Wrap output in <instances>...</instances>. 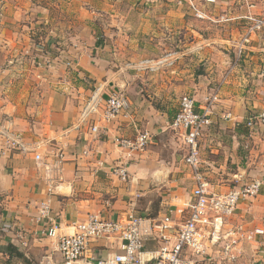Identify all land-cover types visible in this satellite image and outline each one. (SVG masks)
I'll return each instance as SVG.
<instances>
[{
    "label": "crops",
    "instance_id": "obj_1",
    "mask_svg": "<svg viewBox=\"0 0 264 264\" xmlns=\"http://www.w3.org/2000/svg\"><path fill=\"white\" fill-rule=\"evenodd\" d=\"M149 1L141 13H135L140 9L130 3L127 12L138 17L132 22L120 18L112 4L106 10L110 14L104 38L86 40L81 32L59 39L54 34L36 37L40 23H50L51 34L57 20L35 15L32 19L29 7L2 0L0 264L61 261L53 239L42 232L47 224L36 221L38 204L46 198H50L59 233L72 232L73 223L89 212L113 220L130 211L151 218L168 215L175 223L185 220L183 203L193 181L184 165L183 143L170 126L185 93L194 97L197 109L214 98L211 123L198 142L201 170L210 190L222 193L254 178L263 180L258 194L241 201L227 222L230 227L263 231L241 243L240 258L233 264H264V124L256 121L252 128L246 126L249 116L264 106V29L251 34L240 53L237 49L249 24L247 17H264V0H216L215 4L207 2L206 8L195 5V0H188L190 6L181 0ZM192 6L205 13L201 15L206 19H199ZM33 26L34 42L25 29ZM139 26L141 37H137L140 29L135 31ZM216 26L224 32L216 35ZM138 51L145 55L162 51L174 59L173 75L159 84L158 91L152 92V83H146L158 97L157 104L142 93L140 73L133 69L138 56L142 57ZM203 60L205 71L184 78V64L194 69ZM94 91L102 99L113 92L123 93L129 108L108 122L100 115L82 121V107ZM91 124L96 126L95 133L89 129ZM143 131L150 134V140L142 150L118 142L132 141ZM7 133L38 144L41 161L9 147ZM59 153L63 157L57 170L52 164ZM118 166L125 169V179L113 171ZM169 233L173 237L174 229ZM158 246L154 235L145 242L142 256ZM208 249V254L185 256L193 264H231L210 259L215 248ZM97 252L102 256L119 252L117 239L92 241L86 254Z\"/></svg>",
    "mask_w": 264,
    "mask_h": 264
},
{
    "label": "built area",
    "instance_id": "obj_2",
    "mask_svg": "<svg viewBox=\"0 0 264 264\" xmlns=\"http://www.w3.org/2000/svg\"><path fill=\"white\" fill-rule=\"evenodd\" d=\"M196 15L200 17L201 13L196 11ZM247 18L249 24L237 44L239 53L242 47L250 42L251 34L264 29V17ZM103 100L104 106L100 108ZM213 100L212 97L202 108L197 109L194 97L183 94L170 124L183 143L184 165L193 181L191 191L183 203L186 211L185 220L175 223L168 215L151 218L136 215L132 211L126 213L122 219L113 220L99 212H89L82 220L73 223L72 232L59 233V224L51 214L50 198H46L38 204L36 221L47 224L42 232L53 239V249L61 256V261L46 260L39 264H193L192 259L185 254L195 257L208 254L209 247L215 248V256L210 259L237 263L241 243L253 240L255 234H261L263 231L260 229L246 231L239 225L230 227L227 221L241 201L258 194L263 186V180L254 178L222 193L210 190L206 176L201 170L198 142L203 130L211 123ZM128 108L129 101L123 93L113 92L106 99H102L101 95L94 91L82 107L81 120L87 122L92 116L100 115L104 122H108L125 113ZM256 121L264 124V106L257 115L247 119L246 126L252 128ZM89 129L92 133L96 132L94 124L89 125ZM6 137L9 147L21 153H30L36 161H41L42 157L37 151L38 144L24 142L19 134L7 133ZM149 139L150 134L143 131L132 141L122 139L118 142L130 149L142 150L149 143ZM56 157L57 160L52 166L59 170L63 155L59 153ZM113 171L125 179L126 171L123 167L113 168ZM50 186L48 192L52 193L54 187ZM173 229L175 235L171 237L169 231ZM154 235L157 236L159 246L147 257H143L145 242ZM100 238L117 239L119 252L106 256L99 252L86 254L89 244Z\"/></svg>",
    "mask_w": 264,
    "mask_h": 264
},
{
    "label": "rangeland",
    "instance_id": "obj_3",
    "mask_svg": "<svg viewBox=\"0 0 264 264\" xmlns=\"http://www.w3.org/2000/svg\"><path fill=\"white\" fill-rule=\"evenodd\" d=\"M183 4L189 5L188 0H181ZM2 0H0L1 5ZM150 2L149 0H9L10 4H18L22 8L29 7L28 16L34 19V15L36 18H49L57 20L54 24L53 32L50 34V23L45 22V24H41L35 28V35L36 37H44L46 35H53L54 38L59 39V36L62 35H68V34H78L82 33V35L86 38V40H91V38H97L101 39L104 38L102 35L104 24L106 23V20L108 19L110 14V7L112 4H115L114 10L116 14L121 17H127L131 18V22L133 21V18H138L137 16H134V12H127L128 7H130V3L133 4L135 7L134 9H140L135 13H141L142 8L145 7V4ZM216 3V0H195V5H198L200 8L206 3ZM38 6L40 8L36 9L34 6ZM193 10L194 14L196 15L195 6L189 7ZM119 9V12H118ZM35 10V11H34ZM37 10V11H36ZM219 12L220 9H219ZM202 14H205L201 11ZM221 14V13H220ZM220 14L219 16L220 18ZM197 16V15H196ZM19 17H21L19 15ZM141 17V16H140ZM205 18L204 16H200L199 19ZM63 24V25H62ZM26 32H29L27 35H30V39L34 42V26L33 28H30V30H27ZM140 29L138 32L139 35L137 37H141L140 34H142L141 29L142 27H136L135 31ZM245 29V28H244ZM203 31V29L200 28V32ZM215 33L216 35L222 34L224 32V28L221 26H216ZM244 32V30H243ZM45 45V43L43 42ZM138 46V45H137ZM44 47V46H43ZM140 48H143V44L139 43ZM159 51V50H158ZM155 52V53H146L142 54L138 51V54H140L142 57L138 59L135 64H133V69L140 73V76L138 77V82L140 87H143L142 93L147 95L149 94V97L151 98V101L154 104L158 103V97L153 95L152 92L158 91L159 84L162 82H166V77L171 78L173 73L171 72L172 69H174V59L170 56L171 54L165 53V52ZM142 61H148L147 63H143ZM142 63V64H141ZM148 65V66H144ZM184 64L182 67H184L185 72L184 78L186 79H192L194 77H197V74L205 71V60L199 62L194 69L191 68V66H185ZM164 69V70H162ZM194 73V75H193ZM173 79H171L172 81ZM151 82V91L148 90V87L146 83ZM145 84V85H144ZM189 94V93H185ZM191 95V94H190ZM252 116V115H250ZM249 116V117H250ZM174 133V132H173ZM150 140V139H149ZM185 149V148H184ZM182 156V154H181ZM188 189V188H187ZM186 189V190H187ZM188 191V190H187ZM184 192V190H183ZM185 195V193H182ZM157 209L154 213L156 214Z\"/></svg>",
    "mask_w": 264,
    "mask_h": 264
}]
</instances>
